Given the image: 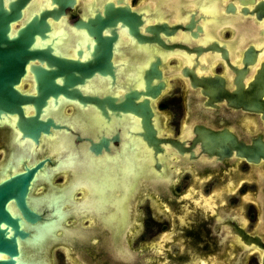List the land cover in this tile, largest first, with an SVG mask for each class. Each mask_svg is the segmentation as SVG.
<instances>
[{"label":"flooded vegetation","instance_id":"obj_1","mask_svg":"<svg viewBox=\"0 0 264 264\" xmlns=\"http://www.w3.org/2000/svg\"><path fill=\"white\" fill-rule=\"evenodd\" d=\"M74 0L72 7L64 8V16L56 21L44 20L46 36L40 40L33 35V45L52 49L51 56L84 63L92 57V37L85 29L72 27L79 18L86 23L93 9L102 10L108 0ZM116 2V0H112ZM263 0H121L119 6H128L142 22L137 33L147 26L161 25L184 28L192 15L195 38L189 30L176 28L172 35L158 32V39L166 45H182L187 49L205 48L214 41L226 52L231 67L241 69L242 53L248 46L255 54L254 62L246 65L240 80L242 89L253 80L260 63L264 61V17L255 19L242 15ZM50 0H28L26 18L13 25V31L23 28L31 13L50 11ZM31 12V13H30ZM30 13V14H29ZM201 17V18H200ZM116 38L110 52L112 79L93 72L76 89L80 96L123 100L129 91L144 92L143 70L158 58L156 69L160 79H151L149 86L162 82L160 94L151 99L139 95L133 103L147 99L152 116L149 118L154 137L171 139L187 148L195 137L194 126L210 131L223 128L237 142L250 145V137L259 134L264 143L261 113L231 109L221 98L212 102L217 108L203 106L207 99L200 87L192 88L182 68L192 65L196 78L213 75L223 79L222 89L234 90V73L220 52L206 50L186 53L183 49H162L156 43H137L127 34L120 22L115 24ZM195 26L201 32L195 30ZM101 36L110 37L107 27ZM54 39V40H53ZM62 43V45H61ZM76 51H81L80 58ZM87 59V60H86ZM195 59V61L193 60ZM29 65L47 68L45 62L29 63L14 90L20 95L36 96L35 80ZM59 77L54 83L61 85ZM263 96L260 100L264 101ZM36 120L48 118L53 126L66 128L39 132L36 144L15 127L16 116L0 118V183L25 173L43 161L26 186V203L39 217L34 224L24 222L23 229L31 238L41 241L24 245L23 250H35L33 264H260L263 250L253 243L245 244L236 234H230L226 224L230 219L244 234L264 243V161L246 162L234 156L215 160L201 153L199 142L181 155L168 143L155 153L136 133L142 132L140 118L130 113L110 112L104 106L107 118L93 104L78 103L58 94L55 100L48 96ZM56 103L55 105L53 103ZM24 117L34 116L32 104H24ZM110 114V115H109ZM107 121V122H106ZM135 134V135H134ZM200 152V153H199ZM264 154V151H262ZM199 153V154H198ZM198 154V155H197ZM215 160V161H214ZM154 163L159 165L155 170ZM26 170H25V168ZM230 222V224H233ZM2 228L5 227L2 225ZM52 233V234H51ZM54 235V236H53Z\"/></svg>","mask_w":264,"mask_h":264},{"label":"water","instance_id":"obj_2","mask_svg":"<svg viewBox=\"0 0 264 264\" xmlns=\"http://www.w3.org/2000/svg\"><path fill=\"white\" fill-rule=\"evenodd\" d=\"M50 1L49 5L53 3L57 8L52 7L50 11L44 10L37 14L30 12L31 16L28 18L30 21L23 28L13 31V25L26 18L28 11L25 8V4L28 0H0V118L2 116H16L15 127L22 133L21 139L22 137H27L36 144L39 132L44 134L49 133L47 132L48 126H51L53 129L64 128L66 130L63 126H53L52 121L48 118L45 122L36 120L38 113L41 112L40 108L45 105L44 100L48 96H51L55 100L56 96L61 94L67 99H76L78 103L82 104L81 107L84 106V103L93 104L100 111V115L107 120L106 112L103 109L104 106L110 112L115 111L114 117H119L117 112H127L139 117L142 132L136 134L141 136L147 147L151 146L153 158L155 153H161L162 151L159 148L160 143H168L170 147H173L177 151L173 156L189 152L188 159L196 158L193 157L189 149L193 148V144L199 142L200 152L205 153L208 158L214 155L216 156L215 160L218 161L222 157H228L232 150L235 151L234 156L244 157L246 162L256 163L259 158L264 161V154L262 152L264 151V143L260 141L261 136L259 134L250 137V145H243L240 141L237 142L235 137L224 128L220 131H210L202 126H194L192 133L195 134V137L192 138L187 148L181 147L183 142L179 143L171 139H155V132L149 124V118L152 114L147 106V99H143L137 103H133L132 100H136L139 95L149 96L153 99L160 94L159 89L163 87L161 81L157 82L155 86H149L151 79H160V72L156 69V65H159L158 58L154 57V62H150L148 69L143 70L144 92L129 91L123 95V100L117 104H113L116 98H109L107 95L101 99H97L96 96L81 97L76 89L67 90V88H71L73 85L82 84L84 82L83 79L89 78L93 72L102 76L108 74L112 79V82H110L112 85L113 71L111 69L114 68L111 67L108 59L111 57V45L116 38V34L113 32L115 31V24L116 22H120L128 29L127 34L135 38V41L139 44L153 42L165 50H171L172 48L183 49L187 54L194 52L195 59L200 52L206 50L220 52V57L234 73L232 80L234 90L230 93L222 89L223 79L220 77L213 75L212 78L209 76L196 78L192 70L197 64L195 59H193L195 65H192L190 69H186V67L182 68L180 71L181 75L188 77L192 88H201L200 94L207 97L203 106L217 108L212 102H218L223 98L226 102L225 105L231 109L237 110V108H240L243 111L261 113L259 118L263 121L262 125L264 126V101L260 100L264 91V61L260 63L259 70H256L253 80L247 83L246 88L242 89L240 82L247 71L245 66L251 65L254 62L255 54L259 51H253L252 47L248 46L242 53L241 63L243 67L237 70L235 66L231 67L228 64L226 52L222 49L223 46L217 47L214 41L205 48H200L199 46L187 49L185 46L179 44L165 46L158 39V32L163 33L164 36H169L172 35L176 28H179L182 31L189 30V35L195 38V32H190L193 23L196 22L192 21V15H190L189 22L184 25V28H181L179 25L168 28L164 23L159 26H147L144 28V31L153 35L147 37L137 33L136 27L142 24L139 16L135 15L134 12H130L129 7L126 5L120 7L121 0H116V2L108 0V3L102 6V10H92L91 17L86 19V23L82 22L79 18L72 22V27L85 29L86 34L92 37V41L95 42V45H92V52L89 54L92 58L90 60L86 59L87 61L84 63L77 60L57 58L49 54L52 49L48 45L44 49L34 46L33 35L39 36L40 40L45 38L46 36L43 33L49 30L44 20L50 17L53 21H56L58 16H64L63 9L66 7L71 8L74 0ZM95 3L99 4L100 1L96 0ZM252 12H254L256 20L264 17V0L257 2L248 13L245 8H241L239 13L251 15ZM105 27L108 28L110 37L100 35L101 30L105 29ZM195 30L201 32L197 26H195ZM80 54L81 51H76L78 58H80ZM35 59L40 64L44 61L47 68L53 67V69L44 70L39 66L29 65L28 70L33 74V79L35 80L36 96L20 95L14 90L13 86L23 76L25 67ZM56 77H59L58 80L62 81L60 86L53 81ZM29 103L34 108V116L25 118L21 105ZM53 104L55 105L56 103L54 102ZM43 161L48 160L45 159ZM43 161L30 170H26L24 167L25 173L18 174L0 183V264H29L27 260H30V264H33L31 262L36 259L38 252L35 250H23L20 245H36L41 242L39 237L31 238L29 236L23 229V223L34 224L39 219L34 213L35 209L30 208L26 203V186H28V181H30L35 169H38ZM153 168L157 170L159 165L154 163ZM230 222H233L231 217L227 219V222L221 224L228 225L231 228L230 234L238 235L240 240L246 245L253 243L259 249H262L263 255L261 256L260 264H264V243L259 242L256 237L251 238L247 236L241 229L235 227L234 222L233 224H230ZM2 225L5 227L4 229Z\"/></svg>","mask_w":264,"mask_h":264},{"label":"rangeland","instance_id":"obj_3","mask_svg":"<svg viewBox=\"0 0 264 264\" xmlns=\"http://www.w3.org/2000/svg\"><path fill=\"white\" fill-rule=\"evenodd\" d=\"M157 139H159V138L157 137ZM160 146H164L163 143H160V144H159V147H160ZM21 258H22V257H21Z\"/></svg>","mask_w":264,"mask_h":264},{"label":"bare ground","instance_id":"obj_4","mask_svg":"<svg viewBox=\"0 0 264 264\" xmlns=\"http://www.w3.org/2000/svg\"><path fill=\"white\" fill-rule=\"evenodd\" d=\"M52 234V233H51ZM54 236V235H53ZM24 258H25V256H23ZM28 262H29V264H30V260H27Z\"/></svg>","mask_w":264,"mask_h":264}]
</instances>
